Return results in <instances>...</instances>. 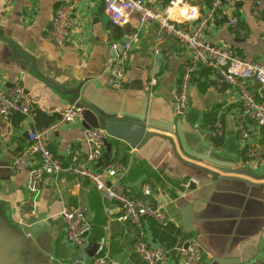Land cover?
Here are the masks:
<instances>
[{"label":"crops","instance_id":"1","mask_svg":"<svg viewBox=\"0 0 264 264\" xmlns=\"http://www.w3.org/2000/svg\"><path fill=\"white\" fill-rule=\"evenodd\" d=\"M66 1L69 0H0V91L19 82L24 94L33 101L32 118L36 127L38 113L41 118L55 120L69 106L42 79H52L61 85L86 80L81 95L104 113L136 116L145 113L148 119L171 127L173 133L179 129L186 151L196 160L187 159L179 151L170 132L149 129V133L171 138L174 152L156 137L138 149L107 137L95 169L101 172L111 163L120 165L117 179L130 196L140 197L143 187L150 188L151 193L144 200L161 208L165 221L159 224L142 218L140 227L151 248L162 246L167 250L165 264L180 263L181 249L189 239L201 249L203 264H264V180L223 174L211 166L248 168L255 174H264L262 131L251 129L250 139V143L263 149L261 163L246 155L247 145L236 133L240 106L232 103L237 98L234 88L218 83L207 70H198L191 78L188 109L183 116L175 117L170 104L187 54L161 32L157 23L140 29V41L131 54L122 85L110 87L103 75L113 56L110 45L137 25L133 21L124 27H113L103 10L105 0H81L73 13L67 43L55 46L48 41L46 30L54 9ZM143 1L160 12L169 3V0ZM209 1L189 0L201 12ZM251 2L234 1L233 11L239 20L237 30L228 28L231 12L226 9L204 36L208 42L226 47L241 59L264 60V16L252 15ZM3 39L30 55L41 77L23 65ZM157 55H161L160 61ZM201 72H206L205 79L200 78ZM252 85L250 82L252 94L262 100L264 107V95L253 90ZM221 107L225 133L223 139L213 140L207 129ZM30 122L19 115L0 122V264H91L95 251L89 247L101 239L105 241L107 264H143L133 251L138 230L116 220L117 204L84 181L75 187L77 181L70 175L55 182L45 179L34 215L23 216L31 225L17 223L22 215L20 204L27 195L30 165L18 173H12L10 166L27 146ZM84 134L81 119L74 121L47 134L48 149L66 166L73 154H85ZM190 165L210 171L217 178ZM191 179L198 184H190L186 189L180 186ZM75 206L82 207L91 222L83 251L75 250L67 242L61 216L62 211Z\"/></svg>","mask_w":264,"mask_h":264},{"label":"built area","instance_id":"2","mask_svg":"<svg viewBox=\"0 0 264 264\" xmlns=\"http://www.w3.org/2000/svg\"><path fill=\"white\" fill-rule=\"evenodd\" d=\"M80 1L69 0L54 9L52 20L46 30V37L51 44L63 46L67 43L73 27V13ZM234 1L210 0L205 11L201 12L198 5L189 0H170L160 12L143 0H105L103 10L113 27H124L133 21L137 26L121 40L111 43L110 50L113 56L105 65L103 75L107 85L119 88L124 81L131 54L139 44L140 29L152 23L159 24L161 32L173 39L179 49L187 54V63L182 68L170 104L173 115L181 117L186 113L192 75L198 70H207L218 83L232 86L236 91L237 98L232 101L240 106L235 121L236 133L247 145L246 155L261 163L263 149L250 143V139L251 129L259 132L264 127V107L252 94L250 82L260 84L264 91V60L241 59L226 47L208 42L204 36L219 13L226 9L231 12L227 20L228 28L237 30L239 20L233 11ZM251 13L256 18L264 16V0H252ZM33 111V101L24 94L19 82L0 91V122L14 115L31 121L27 131V146L10 166L12 173H18L30 165L27 172V195L20 204L22 215L17 223L25 227L31 225L23 216L34 215L39 191L45 179L55 182L61 176L70 175L77 181L75 187H79L80 182L84 181L105 199L117 204L119 217L116 220L129 223L138 230L133 251L143 264H165L168 260L167 250L162 246L151 248L145 242L140 227L142 218H150L159 224L165 221L164 211L144 200V197L150 195V188L143 187L140 197L130 196L117 179L120 165L111 163L101 172L95 169L101 160L107 135L99 129L86 130L85 154L83 156L73 154L70 163L64 166L49 151L46 136L80 120L81 110L75 106H68L63 109L55 123L40 129L34 125ZM207 132L213 140L223 139L225 133L223 107L215 112L214 120L208 126ZM190 184L197 185L198 181L191 179L189 182H181L180 186L186 189ZM61 216L65 224L67 242L75 250L83 251L87 244V236L91 232V222L85 210L75 206L62 211ZM181 255L179 264L204 262L202 251L193 239L186 241L184 248L181 249ZM107 263L105 241L101 239L91 264Z\"/></svg>","mask_w":264,"mask_h":264},{"label":"water","instance_id":"3","mask_svg":"<svg viewBox=\"0 0 264 264\" xmlns=\"http://www.w3.org/2000/svg\"><path fill=\"white\" fill-rule=\"evenodd\" d=\"M106 19L108 18L106 17ZM126 32H128V29H126ZM3 41L9 46L11 53L14 56H17L18 60L21 61L23 65H27V68H31V70L38 75L35 69L34 59L30 55L25 53L17 44L13 43L12 41L8 39H3ZM156 59L160 61L161 55H157ZM38 76L41 77L40 75ZM42 81L47 85V87L57 93L65 101V103H67V105L75 106L76 108L81 110V127L85 131L90 129L102 130L107 135V137L119 140L125 143L131 149H138L142 145H144L147 140L156 137L165 141L170 146L171 150L174 152L175 146L171 138L164 137L156 133H149L147 132V130L150 129L158 130L161 132H170L176 139V142L178 144L177 148L179 149V151L183 153V155L187 159L196 160L193 155L186 151L181 131L179 129H177L176 132L173 133L171 127H169L168 125L163 126L160 122L156 120L148 119L145 116V113L143 115L138 116L127 113H104L103 111L96 108L94 105H92V103H90V101L85 95H81L80 93L83 86L87 83L86 80L71 85L68 83L63 85L57 84L52 81V79L48 78H46L45 80L42 79ZM252 89L255 91H259L262 95H264V91L261 89L260 84L253 82ZM211 166L213 167V169L223 174H235L240 176H246L255 181L264 180V174H255L248 168H236L230 166H222L218 164H213ZM190 167L203 173H206L210 177H216L214 173L206 171L200 167H193L191 165ZM89 248L93 251H96L97 245H92Z\"/></svg>","mask_w":264,"mask_h":264},{"label":"trees","instance_id":"4","mask_svg":"<svg viewBox=\"0 0 264 264\" xmlns=\"http://www.w3.org/2000/svg\"><path fill=\"white\" fill-rule=\"evenodd\" d=\"M199 76H200V78H204V79L207 77L206 76V72H201ZM201 91H202V89H201ZM256 98H257V101L259 103H262L261 99H259L258 97H256ZM41 117H42V115L40 113H38L35 116V121H36V124H37L36 128H38V129L47 127L50 124L55 123L58 120V119L50 120V119H45V118H41ZM262 133H263V136H264V127L262 129ZM261 144L264 146V139L261 141Z\"/></svg>","mask_w":264,"mask_h":264}]
</instances>
